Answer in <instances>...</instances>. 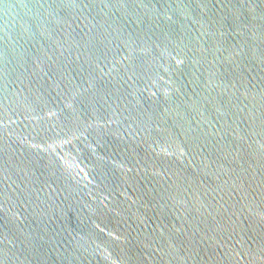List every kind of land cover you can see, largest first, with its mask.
Returning <instances> with one entry per match:
<instances>
[{
  "label": "water",
  "instance_id": "water-1",
  "mask_svg": "<svg viewBox=\"0 0 264 264\" xmlns=\"http://www.w3.org/2000/svg\"><path fill=\"white\" fill-rule=\"evenodd\" d=\"M0 264H264V0H0Z\"/></svg>",
  "mask_w": 264,
  "mask_h": 264
}]
</instances>
